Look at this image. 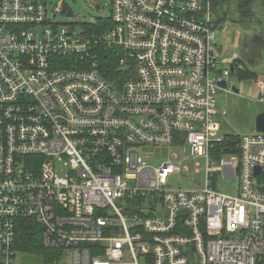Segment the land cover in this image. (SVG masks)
I'll return each instance as SVG.
<instances>
[{"label": "built area", "instance_id": "1", "mask_svg": "<svg viewBox=\"0 0 264 264\" xmlns=\"http://www.w3.org/2000/svg\"><path fill=\"white\" fill-rule=\"evenodd\" d=\"M110 8L94 34L55 23L47 0H0V264H14L20 219L62 252L51 264H264V133L225 153L215 104L234 93L233 64L210 0ZM181 143L205 158L202 188H172L180 162L142 156Z\"/></svg>", "mask_w": 264, "mask_h": 264}, {"label": "rangeland", "instance_id": "2", "mask_svg": "<svg viewBox=\"0 0 264 264\" xmlns=\"http://www.w3.org/2000/svg\"><path fill=\"white\" fill-rule=\"evenodd\" d=\"M67 8L68 11H63ZM254 19L250 26H245L237 13L230 14L220 24L212 16L222 65L233 64L239 60L240 66L255 73V79L239 80L237 75L231 76L233 86L238 94L218 92L216 95L215 117L219 124V133L225 135H244L255 132V116L264 113V48H251L254 36L263 25V15L260 0L253 6ZM229 10V9H228ZM47 11L55 23L60 26L80 27L82 24H92L111 14L110 0H47ZM231 89V86H230ZM225 110L226 115L221 112ZM142 155L149 165L160 166L166 162H180L181 171L170 176L168 185L172 188L199 189L205 185V158H192L186 143L170 147H148ZM226 158V156H225ZM211 167L219 166V159L213 156L209 159ZM60 174V172L58 171ZM216 190L224 194L235 193L234 179L216 177ZM14 264H43L42 258L17 252Z\"/></svg>", "mask_w": 264, "mask_h": 264}, {"label": "trees", "instance_id": "3", "mask_svg": "<svg viewBox=\"0 0 264 264\" xmlns=\"http://www.w3.org/2000/svg\"><path fill=\"white\" fill-rule=\"evenodd\" d=\"M257 0H210V10L215 19L217 26H220L226 17L230 14L237 13L242 18L245 26H250L254 19V4ZM260 7L264 18V0H260ZM229 9V10H228ZM63 11H68L64 8ZM110 21L97 20L92 24H82L83 29L94 34L103 33L106 28L110 27ZM258 35L262 38V45L258 48H264V21ZM251 48H257L254 44ZM108 56H106L107 58ZM114 56L109 51V80H113L115 68ZM240 61L233 63V75H237L239 80L255 79V73L249 71L245 67L240 66ZM224 142L226 145L225 153L231 154L230 146L236 144L238 135H225ZM258 189L264 193V172L258 177ZM15 247L17 252L36 255L43 260V264H51L54 260H58L62 256L60 250H50L42 244V230L39 224L32 219H20L16 224Z\"/></svg>", "mask_w": 264, "mask_h": 264}, {"label": "water", "instance_id": "4", "mask_svg": "<svg viewBox=\"0 0 264 264\" xmlns=\"http://www.w3.org/2000/svg\"><path fill=\"white\" fill-rule=\"evenodd\" d=\"M262 43H263V41H262V38L260 36L256 35L253 37L252 44H254L257 48L259 46H261ZM222 86L224 87V84H222ZM233 92H234V94H238V90L235 87L233 88ZM254 121H255L254 122L255 131L264 133V113L257 114L255 116ZM254 174L258 175L259 170L257 169Z\"/></svg>", "mask_w": 264, "mask_h": 264}, {"label": "crops", "instance_id": "5", "mask_svg": "<svg viewBox=\"0 0 264 264\" xmlns=\"http://www.w3.org/2000/svg\"><path fill=\"white\" fill-rule=\"evenodd\" d=\"M234 94V93H233ZM218 112L216 113V116H217ZM225 116V115H224Z\"/></svg>", "mask_w": 264, "mask_h": 264}]
</instances>
